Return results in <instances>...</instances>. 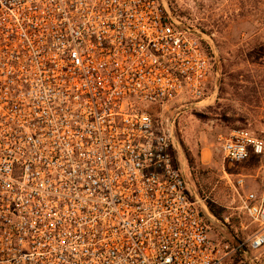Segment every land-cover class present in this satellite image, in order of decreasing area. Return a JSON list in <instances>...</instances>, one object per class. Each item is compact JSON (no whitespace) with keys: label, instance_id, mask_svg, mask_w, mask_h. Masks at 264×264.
Segmentation results:
<instances>
[{"label":"built area","instance_id":"1","mask_svg":"<svg viewBox=\"0 0 264 264\" xmlns=\"http://www.w3.org/2000/svg\"><path fill=\"white\" fill-rule=\"evenodd\" d=\"M202 40L167 0H0V264H264V191L236 179L254 229L214 243L178 162ZM220 140L264 184V122Z\"/></svg>","mask_w":264,"mask_h":264},{"label":"rangeland","instance_id":"2","mask_svg":"<svg viewBox=\"0 0 264 264\" xmlns=\"http://www.w3.org/2000/svg\"><path fill=\"white\" fill-rule=\"evenodd\" d=\"M167 2L184 24L204 39L203 46L212 57L205 99L168 113L176 116L178 162L202 204L210 240L220 243L233 236L245 238L254 227L235 209L231 187L241 175L244 190L261 195L260 160L227 163L220 153V139L236 128L256 133L263 129L264 0Z\"/></svg>","mask_w":264,"mask_h":264},{"label":"trees","instance_id":"3","mask_svg":"<svg viewBox=\"0 0 264 264\" xmlns=\"http://www.w3.org/2000/svg\"><path fill=\"white\" fill-rule=\"evenodd\" d=\"M173 9V8H172ZM207 49V48H206ZM207 54L209 55V57H211L210 52L208 50H206ZM212 59V57H211ZM239 263V258L238 257H233V261L231 264H238ZM228 264V263H227Z\"/></svg>","mask_w":264,"mask_h":264}]
</instances>
